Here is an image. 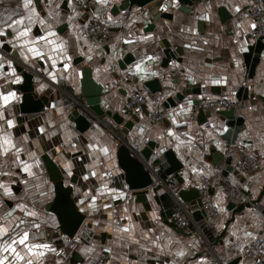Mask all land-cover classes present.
I'll use <instances>...</instances> for the list:
<instances>
[{"label": "crops", "instance_id": "1", "mask_svg": "<svg viewBox=\"0 0 264 264\" xmlns=\"http://www.w3.org/2000/svg\"><path fill=\"white\" fill-rule=\"evenodd\" d=\"M11 1L16 2L18 13L9 7ZM123 1L96 0L92 8L75 11L72 0H3L0 264H264V252L255 259L243 254L249 242L264 237V196L230 220L227 185L213 184L208 193L213 216L198 221L191 216L184 228L173 216L180 206L189 208L177 192L195 187L201 193L202 175L221 172L227 183L248 193L246 201L256 198L264 184V102L260 99L264 98V38L254 41L250 36L253 21L248 0H166L163 10L169 18H158L151 31H145L151 21L145 8L114 13ZM94 15L110 26L101 48H93L86 34ZM163 39L176 59L165 62ZM129 54L134 60L121 69L118 60ZM17 63L40 75L37 98L45 97L47 102L29 120H22L20 113ZM112 63L117 65L115 72L110 70ZM83 65L103 86L101 106L131 122L129 128L107 116L101 120L89 114V128L83 132L75 128L69 116L81 100ZM129 75L133 81H120ZM152 78L159 79L166 91L148 92L144 104L126 109L130 95L145 89L144 82ZM184 87L197 88L200 94H186L175 107L164 108V98ZM216 96L239 98L242 105L235 108L234 118L207 113L202 121L193 100ZM156 108L165 116L152 121L149 114ZM122 138L134 152L154 142L147 164L157 174L170 167L164 156L168 150L183 166L154 180L141 194L118 188L114 177L121 172L116 152ZM211 145L223 154L216 167H210ZM245 150L261 159L259 167L237 168ZM45 156L61 174L75 176L76 184L53 180ZM226 166L239 170L250 187L240 185ZM59 189L67 191L71 201L75 199L93 235L84 241L76 234L74 247L55 254L69 239L59 229L56 213L62 206L55 202Z\"/></svg>", "mask_w": 264, "mask_h": 264}, {"label": "water", "instance_id": "2", "mask_svg": "<svg viewBox=\"0 0 264 264\" xmlns=\"http://www.w3.org/2000/svg\"><path fill=\"white\" fill-rule=\"evenodd\" d=\"M39 1V0H38ZM165 0H124L122 4L113 8L115 14L122 10H130L133 7L145 8V11L149 13L151 21L147 24L145 31L153 30L155 22L158 18H169L168 12L163 10ZM62 8L67 10L66 6ZM164 44V49L162 50L164 54L165 62L170 59H176L174 52L170 48L169 43L166 40H162ZM3 49L9 50V48L3 45ZM83 58H80L82 61ZM134 58L132 56L126 55L124 58L118 60V66L123 69L127 64L132 62ZM177 61H179L177 59ZM77 62V61H76ZM15 72H17L21 78V82L16 85V89L21 94V102L19 103L20 113L24 118L22 120H29V115L38 113L46 108L47 102L45 97H38L37 84L39 80V74L33 70V68L26 66L21 63H17L15 66ZM81 83H80V96L77 102V107L70 112V120L73 122L75 128L79 132L85 131L89 128L91 122L88 119V114L91 117L102 118L107 116L113 120L116 124H123L124 128H129L131 122H123L124 118L117 112H111L110 110H104L101 106V96L103 95V86L98 84L93 80L91 68L87 65H83L80 69ZM37 78V79H34ZM143 86L151 95L163 94L166 89L162 88L159 79L152 78L144 82ZM186 94H200L197 88L184 87L171 96H166L162 101L164 108L175 107L178 103L182 102ZM36 98L38 100H36ZM264 102V98H260ZM198 100H193V104H196ZM83 111L84 113H81ZM235 108L229 109H209L208 111H203L199 108L198 114L202 116V121L206 120V115L208 114H220L226 117L234 118ZM120 136V135H119ZM123 137V136H120ZM122 144L118 147L116 152L117 164L120 169L119 176L114 177L115 186L118 188H127L129 191H138L139 194L146 191V189L154 184L155 179L162 180L165 176L172 174L176 170L180 169L183 164L177 162L172 151L168 150L164 152V156L170 163V167L166 168L162 172L156 173L155 170H151L148 166V161L152 154L154 148V142L148 141L146 146L139 152H134L127 146L124 139L122 138ZM210 151L213 153V159L211 161L210 167H216L222 160L223 154L217 150L214 145L210 146ZM45 161L47 171L51 174V178L56 181H61L63 179H69L70 183L76 184L74 177L68 178L59 172L57 165L50 160L47 156L43 157ZM58 169V170H57ZM226 170L229 171L237 180L240 185L250 187V181L236 168L232 166H226ZM60 173V174H59ZM211 194V190L208 191ZM67 191L62 189L58 190V196L56 198V204H60L62 207L57 209V216L59 218V229L68 238L75 237L77 234L82 240L89 241L93 235V231L86 222L85 216L80 213V210L75 207V199L72 201L67 197ZM177 196L181 202H186L189 204L188 211L191 212V216L195 221L201 218H205V213L200 210L202 201L201 193L198 188H182L177 192ZM264 196V184H262L261 189L256 196L248 201L241 202L239 204H234L228 202L226 204V209L231 213V219H233L234 214L242 211L246 207L255 205ZM61 209V210H60ZM60 210V211H59ZM229 220V221H230ZM103 236V234H101Z\"/></svg>", "mask_w": 264, "mask_h": 264}, {"label": "built area", "instance_id": "3", "mask_svg": "<svg viewBox=\"0 0 264 264\" xmlns=\"http://www.w3.org/2000/svg\"><path fill=\"white\" fill-rule=\"evenodd\" d=\"M96 0H72L73 9L75 11H82L85 9H90L95 6ZM168 3L164 1V7H167ZM247 12L249 17L253 21V27L251 29L250 36L252 40L256 41L261 38H264V0H248ZM110 33V26L103 20L99 19L97 16H93L91 18L90 23L86 27L87 38L93 48H101L103 47L106 39L108 38ZM110 70L115 72L117 70L116 63H112L110 66ZM172 75L180 77V72H172ZM133 81V77L131 75L126 76L125 78H121L120 81ZM147 89H138L130 95L125 103V108L130 110L136 106L144 104L147 101ZM242 101L239 98H231L226 96H216V97H203L198 100L196 104H192L193 109L200 108L202 110H221V109H229V108H238L241 107ZM165 116V112L160 108H156L149 114V118L152 121H159L163 119ZM207 127H211L209 122L205 123ZM261 165V159L255 154L244 151L242 154V158L237 165L239 170H247L254 169ZM158 179V178H157ZM156 180V179H155ZM159 181V180H157ZM202 183L201 186V207L202 211L205 213V216L211 217L215 213L214 204L209 197L208 190L211 185L222 184L225 183L227 185L226 190V199L228 202H232L234 204H239L241 202L246 201V197L243 194L242 190L233 185L226 182L225 177L221 172L213 173L210 176L202 175L200 178ZM174 218L177 220L181 227H187L189 221L192 220L190 212L180 206L178 210L173 214ZM75 237L69 238L67 245L62 244L54 250L55 254H61L66 246L74 247L75 246ZM262 252H264V237H257L253 239L246 246L243 254L245 258L255 259L259 257ZM99 261L96 264H101Z\"/></svg>", "mask_w": 264, "mask_h": 264}, {"label": "trees", "instance_id": "4", "mask_svg": "<svg viewBox=\"0 0 264 264\" xmlns=\"http://www.w3.org/2000/svg\"><path fill=\"white\" fill-rule=\"evenodd\" d=\"M1 6H4V5H1ZM1 6H0V11L3 10V8ZM9 7L11 9H13L14 13H18L19 12V8H18V6H16V2H14V1L9 2ZM243 194L246 196L248 193L247 192H243Z\"/></svg>", "mask_w": 264, "mask_h": 264}, {"label": "snow or ice", "instance_id": "5", "mask_svg": "<svg viewBox=\"0 0 264 264\" xmlns=\"http://www.w3.org/2000/svg\"><path fill=\"white\" fill-rule=\"evenodd\" d=\"M29 2H30V0H29ZM26 6H27V5H26ZM22 35H27V32L22 33ZM4 99H5V101H7L8 98L5 97ZM26 238H27V234H25V239H26ZM20 242L23 243L24 241L21 240Z\"/></svg>", "mask_w": 264, "mask_h": 264}, {"label": "rangeland", "instance_id": "6", "mask_svg": "<svg viewBox=\"0 0 264 264\" xmlns=\"http://www.w3.org/2000/svg\"><path fill=\"white\" fill-rule=\"evenodd\" d=\"M3 4V0H0V6Z\"/></svg>", "mask_w": 264, "mask_h": 264}]
</instances>
